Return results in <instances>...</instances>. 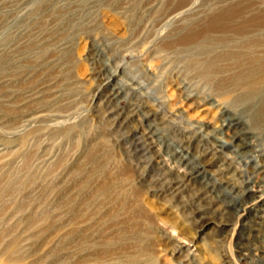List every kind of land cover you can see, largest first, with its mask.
<instances>
[{"label": "rangeland", "instance_id": "374dc122", "mask_svg": "<svg viewBox=\"0 0 264 264\" xmlns=\"http://www.w3.org/2000/svg\"><path fill=\"white\" fill-rule=\"evenodd\" d=\"M256 16L264 0H0V264H264L255 164L199 141L236 120L264 152L236 79L264 59Z\"/></svg>", "mask_w": 264, "mask_h": 264}, {"label": "bare ground", "instance_id": "6f19581e", "mask_svg": "<svg viewBox=\"0 0 264 264\" xmlns=\"http://www.w3.org/2000/svg\"><path fill=\"white\" fill-rule=\"evenodd\" d=\"M261 18H262L261 16L260 17L256 16L252 19H249L251 21V23L253 24L251 26H255V27L262 29V27H264V19H261ZM243 32L246 33V30ZM198 35H200V34L198 33L197 36ZM263 41H264V39L260 40V39L254 38V39L250 40V43H248L247 48L253 49V47L254 48L257 47L256 44L262 43ZM218 59H219V57H218ZM260 60H261L260 62H256L257 60L253 58L252 62L250 63L251 66H244V65L241 66L240 65V68H242V71L246 70L247 72L245 73L244 76L240 75L239 78H236V79H238V83L240 85L239 89H240V91L242 90V93H243V96H241L240 99L251 100V101H253L255 99L257 101V99H260L261 102L259 101L258 103L255 104V106L253 105V108H255L256 111H257V109L259 111L258 117L256 119V121H258V122H255V124H256L255 127H257L258 129L263 127V130H264V59H260ZM253 63H255V64H253ZM117 92L118 91H116L112 95L118 96L119 92L118 93ZM203 108L204 109L202 111H205V112L209 111V108H206L205 106ZM213 119H214V117H213ZM253 119H254V117H253ZM235 121L236 120H232L229 123H224L219 127L220 129H223L221 131H224L227 134L228 138H225L223 135L220 136V134H219L220 131L218 132L217 129L209 130L210 132H207L205 135H202V133H204V131H202L203 129L200 128L202 130L199 131L198 133H200L203 138L201 137L202 139L199 141H201V143L203 142L206 146H209V149L211 151H213L212 152L213 155L222 154V151H225L228 148L229 143H231V145L234 144L235 149H234L233 153L235 154V156L246 157V158H248L247 160H249L248 161L249 164L251 162H253L255 164V169H254V172L252 173V176H250L249 178H247L245 180L246 181L245 194H246V196H248L249 193L258 191V189H256V188L264 187V152H262L260 150L258 151L257 147H255L254 142L249 137V135L245 132L243 134V132H241V130H239L238 123H235ZM259 137H260V135H259ZM182 143H184V150L182 149V151L181 150L179 151L180 152L179 156H178L179 161H185L187 156L189 155L188 150L190 148L187 150V148H185V146L190 147L194 144L193 141L190 139H187V141H182ZM230 151H231V149H230ZM200 154L201 155L199 157H197L198 158L197 162H195L197 166L196 165L193 166V173L192 174L198 173L199 168L203 167V165L206 162V161H204V158L208 155V153L206 151H202V153H200ZM258 158L262 159V162L260 164L258 163ZM228 159H229V157H228ZM191 160H192V158H191ZM194 170H196V171H194ZM251 172H252V170H251ZM204 186H206V184ZM235 201L231 199L230 201L227 200V203L229 205H233V204L236 205ZM254 201H257V198H255V199L253 198L249 203H254ZM249 203L241 205L240 206L241 210H244ZM261 213L262 214H260L258 216L259 220H257L255 225L252 224V226H250L252 229L258 230L264 226V208H262Z\"/></svg>", "mask_w": 264, "mask_h": 264}]
</instances>
